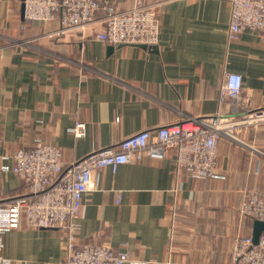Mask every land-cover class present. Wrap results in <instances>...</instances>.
<instances>
[{"label":"crops","instance_id":"crops-1","mask_svg":"<svg viewBox=\"0 0 264 264\" xmlns=\"http://www.w3.org/2000/svg\"><path fill=\"white\" fill-rule=\"evenodd\" d=\"M110 1L122 10L137 2ZM147 1L166 3L159 42L144 48L97 39L99 23L60 31L57 20L27 21L23 0H0V202L27 191L12 170L19 148L55 144L67 167L187 116L264 108L263 32L231 40V0ZM227 72L243 77L235 101L220 99ZM77 122L86 124L84 136L71 132ZM236 138L219 141L221 178L178 171L175 150L103 168L83 196L78 241L125 251L126 264H233L235 239L253 231L241 205L253 188L264 189V123ZM3 242L4 264L66 261L63 228L23 220Z\"/></svg>","mask_w":264,"mask_h":264},{"label":"built area","instance_id":"built-area-1","mask_svg":"<svg viewBox=\"0 0 264 264\" xmlns=\"http://www.w3.org/2000/svg\"><path fill=\"white\" fill-rule=\"evenodd\" d=\"M136 1L131 8L122 10L110 0H24V17L27 21L57 20L60 31L99 23L95 32L99 40L154 47L159 42L160 16L166 2ZM245 30L263 32L264 41V0H231L228 36L237 40ZM242 89V75L227 72L220 89L221 101L239 99ZM261 123H264V108L249 110L241 116H187L175 124L127 136L116 145L93 149L67 167L62 149L55 144L39 141L33 148L17 149L12 170L27 191L0 202V264L7 261L3 256V234L19 228L23 220L36 228L65 229V264H126L129 256L125 251H116L107 243L93 240L78 241L83 196L93 188L99 172L103 168L115 171L121 164L145 157L163 160L175 150L178 171L185 170L199 179L221 178L219 141L225 137L238 141L237 132ZM71 132L84 136L86 124L77 122ZM241 213L252 222L264 221V189L251 190L241 205ZM232 263L264 264V231L257 243L252 233L238 236L232 248Z\"/></svg>","mask_w":264,"mask_h":264},{"label":"water","instance_id":"water-1","mask_svg":"<svg viewBox=\"0 0 264 264\" xmlns=\"http://www.w3.org/2000/svg\"><path fill=\"white\" fill-rule=\"evenodd\" d=\"M23 9H24V3H23ZM141 46L147 48L146 45H141ZM263 231H264V221L255 220L253 222V231H252L253 240L255 243L259 241V237Z\"/></svg>","mask_w":264,"mask_h":264}]
</instances>
